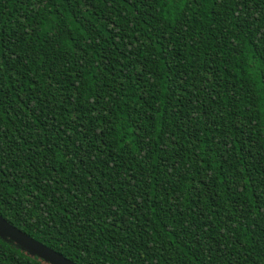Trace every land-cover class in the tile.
I'll list each match as a JSON object with an SVG mask.
<instances>
[{
  "label": "trees",
  "instance_id": "obj_1",
  "mask_svg": "<svg viewBox=\"0 0 264 264\" xmlns=\"http://www.w3.org/2000/svg\"><path fill=\"white\" fill-rule=\"evenodd\" d=\"M0 215L77 264H264V0H0Z\"/></svg>",
  "mask_w": 264,
  "mask_h": 264
},
{
  "label": "water",
  "instance_id": "obj_2",
  "mask_svg": "<svg viewBox=\"0 0 264 264\" xmlns=\"http://www.w3.org/2000/svg\"><path fill=\"white\" fill-rule=\"evenodd\" d=\"M0 234L11 239L32 255H37L47 264H77L62 253L36 240L26 232L11 224L0 215Z\"/></svg>",
  "mask_w": 264,
  "mask_h": 264
}]
</instances>
